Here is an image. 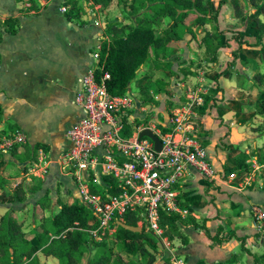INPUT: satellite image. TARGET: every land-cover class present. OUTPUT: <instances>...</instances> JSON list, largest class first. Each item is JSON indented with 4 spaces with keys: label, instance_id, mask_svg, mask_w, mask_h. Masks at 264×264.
Returning <instances> with one entry per match:
<instances>
[{
    "label": "crops",
    "instance_id": "0c3cea01",
    "mask_svg": "<svg viewBox=\"0 0 264 264\" xmlns=\"http://www.w3.org/2000/svg\"><path fill=\"white\" fill-rule=\"evenodd\" d=\"M219 1L214 0L215 6ZM114 2L102 8L93 0H80L86 13L71 18L69 0H38L37 8L29 0H0V140L5 133L17 131L27 136V143L0 153V195L21 185L27 190L24 202L0 199V219L14 211L34 244L44 218L52 217L65 203H76L72 199L81 201L77 181L59 159L70 147L67 131L83 118L75 96L82 76L96 65L93 54L104 45L110 23L104 18L111 16ZM238 2L246 11L242 17L236 16L230 0L221 9L218 23L189 29L197 15L187 17L182 25L188 29L183 27L184 35L173 39L166 53L165 61L176 77L173 84L169 82L171 91L159 95V107L137 104L144 107L136 111L138 115L145 118L156 111L157 123L168 126L169 96L181 103L188 95H197L200 100L185 123V135L206 151L214 169V177H209L187 166L178 202L188 212L174 213L183 220L188 242L154 236L156 241H149L148 249L164 250L166 255L155 264H169L167 259L173 264L174 258L186 264H264V225L259 226L252 211L253 206L264 209V34L258 42V21L264 23V12L251 0ZM9 17L18 24L14 34L3 23ZM217 24L229 31L214 36L219 49L215 61H208L202 40ZM237 32L245 42L241 49L233 37ZM140 73L144 77L139 90L149 74L145 67ZM176 139L181 140L182 133ZM26 148L35 151V159ZM42 149L49 169L35 176L33 166ZM240 155L248 157L250 169L237 168ZM128 247L133 249L134 244L129 242ZM36 255L40 264H60L53 255L41 251Z\"/></svg>",
    "mask_w": 264,
    "mask_h": 264
},
{
    "label": "built area",
    "instance_id": "2783aa9c",
    "mask_svg": "<svg viewBox=\"0 0 264 264\" xmlns=\"http://www.w3.org/2000/svg\"><path fill=\"white\" fill-rule=\"evenodd\" d=\"M66 10L63 7V11ZM104 41L109 42L108 34ZM103 47L102 44L97 46L93 54L96 65L80 80L75 102L81 106L84 115L67 131L70 147L60 156L59 164L75 178L82 204L97 220L98 226L89 230L90 238L96 242L112 238L117 233L118 221L128 211H138L140 223L163 239L161 208L181 214L188 212L180 208L179 190L175 188L187 166L214 177L206 151L194 138L185 135V123L199 98L195 94L188 95L185 104L174 107L168 126L160 128L156 122L142 123L145 118L136 111L144 107L141 103L138 107L133 93L113 95L107 88L110 74L105 72L98 76L97 71L103 69L108 55L103 53ZM147 128L161 139L162 151L156 150L152 140L140 136ZM178 133H182L181 140L176 139ZM25 143L24 132L5 133L0 140V153ZM48 169L47 154L45 150H39L33 166L34 175L45 174ZM115 186L120 190L119 194L112 193ZM94 189L102 191L94 192ZM252 211L262 227L264 209L253 206ZM173 264L186 262L174 258Z\"/></svg>",
    "mask_w": 264,
    "mask_h": 264
},
{
    "label": "trees",
    "instance_id": "16d2710c",
    "mask_svg": "<svg viewBox=\"0 0 264 264\" xmlns=\"http://www.w3.org/2000/svg\"><path fill=\"white\" fill-rule=\"evenodd\" d=\"M29 1L32 3V7L37 8L38 0ZM112 1L93 0L95 4L101 5L102 8L109 7ZM121 1L125 5H129L134 13L145 7L147 11L139 19L137 25L110 22L106 26L109 42L104 44L103 53L107 52L108 55L103 69H99L97 74L98 76L105 72L110 74V78L107 80V88L113 95H125L129 84L137 78L147 63L149 66L153 64L158 69L171 70L169 62L165 61L166 53L172 40L182 37L181 33L183 32L180 30L186 27L182 23L191 14L197 15V17L188 27L189 29L192 26L204 25L212 21L218 23L221 9L229 0H220L217 6H215L214 0ZM230 1L236 16L242 17L246 14L238 0ZM69 2L72 5L69 17H81L86 13L84 6H80L79 3L73 0H69ZM251 3L264 12V0L261 3H258L257 0H251ZM166 16L171 19L169 27L159 31L156 26L160 25L162 19ZM3 23L8 33L14 34L17 32L18 24L15 18L9 17ZM258 24V42H260L264 34V23L259 20ZM227 31L229 30L222 29L217 24L214 31L206 32L202 43L208 61H215L219 49L214 36L224 34ZM233 37L237 39L239 49H241L245 43L242 33L237 32ZM1 39L2 36L0 35ZM188 71L191 72L190 68H188ZM146 74H148V78L140 88L141 93L147 97L146 99L150 100L148 97L152 89L156 93L171 91L167 77H159L155 80L153 72H146ZM26 149V153L31 155L32 159H35V151L29 148ZM247 159L246 155H240L237 160V168L250 169L251 164L247 162ZM101 191L100 189H94V192ZM111 191L114 194L120 193L117 186L112 188ZM4 198L24 202L27 198V190L23 185L11 191V193L5 189L0 195V199ZM140 219L141 215L138 211H128L123 216L122 221L127 225L137 227L140 226ZM160 224L164 231L163 236L170 239L179 237L184 243L188 242V237L182 231L183 220L178 213L161 208ZM195 225L197 226V224ZM97 226L96 218L83 204L65 203L59 212L52 217L43 219L41 231L37 234V244H34L26 237L23 223L13 211L11 215H4L0 219V264H22L24 261H26L25 264H40L36 255L38 251L57 257L60 264H139L131 256H126L127 254L150 255L149 263H154L155 256L150 254L147 244L149 241H156V238L148 232L145 225L142 226L141 231L133 232L118 224L117 233L110 238L117 242V251L109 244L108 240L95 242L100 248L96 255L88 260L86 257L88 254L86 242L88 238L90 239L89 230ZM215 237L217 238V236ZM127 242L134 244L133 249L127 246ZM166 262L172 264L169 259Z\"/></svg>",
    "mask_w": 264,
    "mask_h": 264
},
{
    "label": "rangeland",
    "instance_id": "374dc122",
    "mask_svg": "<svg viewBox=\"0 0 264 264\" xmlns=\"http://www.w3.org/2000/svg\"><path fill=\"white\" fill-rule=\"evenodd\" d=\"M73 1L74 2H77V3L80 2V0H73ZM158 1H161V0H158ZM114 6H115V9L111 12V16L109 14L104 19L105 20H110V22H119L121 24H134V25H137L138 22H139V19L142 16H144V13L147 11V9L145 7V8L140 9L139 12L134 13L133 10L129 7V5H125V3H123L121 0H115ZM101 13H102V11H101ZM120 13H122V15H123L122 19L119 17ZM186 21L187 20H185V22ZM170 22H171V19L168 16H166V17H164V19H162L161 24L158 25V26H156V28L159 31L165 30L166 28L169 27ZM199 29H200V27L198 28L197 31H198V33H201ZM183 30H184V28L181 29L180 31H183ZM181 34L184 35V32L181 33ZM104 43H105V41H104ZM171 71H172V69L171 70H163V69L155 68L153 66V64H152V66H149L148 63L145 66V72H153L155 74V80L157 78H159V77H167L169 79L168 82H170L171 84H173V82H175V78L176 77L175 76H172V74L174 72H171ZM143 77H144L143 73H139L138 74L137 79L135 80L136 82L133 81V82H135L134 83L135 86L132 83V85H131L132 87H131L130 91L133 92V95L135 96V98L137 100L139 99L138 101H141L144 104L153 105V108H154V106L155 107H159L160 106V103L162 102V100L160 99V96L159 95H161V93L165 94L166 92L163 91V92L156 93L155 90L152 89L151 90V94L148 97V98H150V100L146 99L147 97L144 94L141 93V90H139V87H138V84L140 85V83H142ZM150 87H151V85H150ZM169 98L171 99L172 104H171V101H169V104H168L169 109L167 107V110H166L168 113L172 112V109L174 107L181 106V105L185 104V102L187 101V99H185V100H182L183 102H181V103H179L180 101L178 103H176V101H174L171 98V96H169ZM162 109H164V108H162ZM155 114H156V111H152V112L146 113L145 120L144 121H141V122L142 123H145V121H146V122H148L150 124L152 122H156L157 123V121H156L157 119L155 118ZM158 126L160 128H162L159 124H158ZM182 179L177 183V185L175 187L178 190L181 188V181H182ZM70 202H73V203L76 202L77 204H80L81 203V201L78 200V199H76V200H73L72 199V200H70ZM148 232L151 233L153 236H155L151 231L148 230ZM107 240L109 241V244L114 248V250L117 251V249H118L117 242L115 240H113V239H107ZM95 242L96 241H93L92 238H90V239L88 238L87 239L86 248H87V250L89 252L86 255V257L88 259L94 257L96 255L98 249L100 248V246L97 245ZM128 243L129 242H127V246H128ZM158 247L160 248L161 247V244H159ZM150 252H151L150 254H152L153 256H155L156 262H158V261L161 262V261H163L166 258L165 257L166 255L164 254V250H162V252H161V251H159L157 249H154L153 251H150ZM126 256H128V257L131 256L139 264H150L149 263V260H150V257H151L150 255L144 256V255H140V254H138V255H133V254L132 255H129V254H127Z\"/></svg>",
    "mask_w": 264,
    "mask_h": 264
},
{
    "label": "water",
    "instance_id": "95a60500",
    "mask_svg": "<svg viewBox=\"0 0 264 264\" xmlns=\"http://www.w3.org/2000/svg\"><path fill=\"white\" fill-rule=\"evenodd\" d=\"M141 137H147L149 138L150 140H152L155 144V148L157 151H162L163 149V143L161 141V139L154 133L153 130H151L150 128H147L145 130H143L140 134ZM118 224L121 225L122 227L128 229V230H131L133 232H139L142 230V227L141 226H130V225H127L124 221L120 220L118 221Z\"/></svg>",
    "mask_w": 264,
    "mask_h": 264
}]
</instances>
